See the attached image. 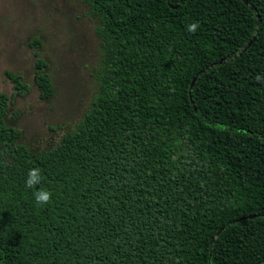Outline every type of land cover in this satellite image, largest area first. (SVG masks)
<instances>
[{"label":"trees","instance_id":"1","mask_svg":"<svg viewBox=\"0 0 264 264\" xmlns=\"http://www.w3.org/2000/svg\"><path fill=\"white\" fill-rule=\"evenodd\" d=\"M81 2L98 90L55 147L33 150L8 123L30 86L5 72L0 264H264V0ZM32 168L43 179L28 188Z\"/></svg>","mask_w":264,"mask_h":264},{"label":"rangeland","instance_id":"2","mask_svg":"<svg viewBox=\"0 0 264 264\" xmlns=\"http://www.w3.org/2000/svg\"><path fill=\"white\" fill-rule=\"evenodd\" d=\"M96 21L81 0H0V95L13 94L5 72L19 73L30 86L12 98L10 125L33 150L55 147L82 119L98 90L101 62ZM35 40L40 45L34 46ZM45 59L55 95L43 100L34 82L38 56Z\"/></svg>","mask_w":264,"mask_h":264},{"label":"clouds","instance_id":"3","mask_svg":"<svg viewBox=\"0 0 264 264\" xmlns=\"http://www.w3.org/2000/svg\"><path fill=\"white\" fill-rule=\"evenodd\" d=\"M199 28L198 23H191L187 26V30L189 32L195 33L197 29ZM257 79H260V77H257ZM43 177L41 175V169L39 168H32L28 172V176L26 179V187L33 188L37 185H39L42 181ZM35 201L38 205L41 204H48L51 201L52 193L45 189H39L34 193Z\"/></svg>","mask_w":264,"mask_h":264},{"label":"water","instance_id":"4","mask_svg":"<svg viewBox=\"0 0 264 264\" xmlns=\"http://www.w3.org/2000/svg\"><path fill=\"white\" fill-rule=\"evenodd\" d=\"M251 45V43L249 44V46ZM194 82H195V79L193 80V82H192V85H191V88H193V86H194Z\"/></svg>","mask_w":264,"mask_h":264}]
</instances>
